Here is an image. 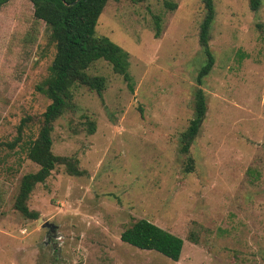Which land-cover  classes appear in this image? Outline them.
Wrapping results in <instances>:
<instances>
[{
    "label": "rangeland",
    "instance_id": "rangeland-1",
    "mask_svg": "<svg viewBox=\"0 0 264 264\" xmlns=\"http://www.w3.org/2000/svg\"><path fill=\"white\" fill-rule=\"evenodd\" d=\"M213 2L215 64L202 86L201 0L108 2L96 34L130 55L134 91L107 62L90 68L107 81L103 99L87 87L74 89L77 111L61 117L52 133L53 153L76 159L82 176L57 166L28 201L36 219L14 204L22 178L39 170L27 151L50 105L37 86L48 78L56 50L50 28L35 19L27 0L4 6L0 264H264V0ZM199 88L207 115L184 156L180 138ZM188 158L194 161L189 173ZM141 219L184 240L178 262L122 242Z\"/></svg>",
    "mask_w": 264,
    "mask_h": 264
},
{
    "label": "trees",
    "instance_id": "trees-1",
    "mask_svg": "<svg viewBox=\"0 0 264 264\" xmlns=\"http://www.w3.org/2000/svg\"><path fill=\"white\" fill-rule=\"evenodd\" d=\"M33 8L35 19L44 22L51 31L50 41L55 46V57L49 69L50 73L37 91L50 100V105L42 115L41 126L36 140L29 144L27 156L39 166L35 173L25 175L19 186L14 208L25 218L36 219L38 214L31 211L28 201L35 188L44 184L57 166L63 165L68 174L82 176L78 161L73 158L60 157L53 153L52 133L55 123L67 113H75L74 89L87 87L103 99L107 81L102 76L89 74L90 68L100 61L111 65L113 71L134 91V80L129 72L130 55L108 37H99L96 28L99 18L109 1L120 0H27ZM147 0H131L134 4ZM206 9V16L201 25L200 44L206 56V62L199 71L197 83L203 80L213 69L215 58L210 50V30L215 18L213 0H201ZM10 0H0V12ZM170 10L176 4L166 3ZM258 1L253 8L257 9ZM155 37L160 38L162 19L155 18ZM207 115V100L204 91L199 88L195 93L194 116L187 130L180 138V153L189 156L191 147L198 138ZM22 128V127H21ZM20 128V130H21ZM88 132L94 134L95 124L88 122ZM185 172L194 170L193 159H187ZM122 242L142 251L156 252L174 262L182 256L184 240L173 233L141 219L133 222L121 235ZM194 242V238H192Z\"/></svg>",
    "mask_w": 264,
    "mask_h": 264
},
{
    "label": "water",
    "instance_id": "water-1",
    "mask_svg": "<svg viewBox=\"0 0 264 264\" xmlns=\"http://www.w3.org/2000/svg\"><path fill=\"white\" fill-rule=\"evenodd\" d=\"M39 221L42 222L43 220L39 219ZM43 226L46 228H49L51 232L54 230V227L52 225H50L49 223H45V224H43Z\"/></svg>",
    "mask_w": 264,
    "mask_h": 264
}]
</instances>
